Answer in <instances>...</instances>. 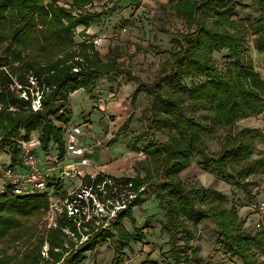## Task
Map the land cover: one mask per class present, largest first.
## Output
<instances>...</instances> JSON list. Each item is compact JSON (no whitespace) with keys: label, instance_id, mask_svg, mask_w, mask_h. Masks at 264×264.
<instances>
[{"label":"trees","instance_id":"1","mask_svg":"<svg viewBox=\"0 0 264 264\" xmlns=\"http://www.w3.org/2000/svg\"><path fill=\"white\" fill-rule=\"evenodd\" d=\"M56 1L0 0V47L6 45L8 52L7 56H0V149L8 156L4 164L8 161L15 166L20 162L19 141H29L36 131L41 132L43 150L53 143L63 157L64 134L73 117L72 94L80 90L93 92L94 78L113 73L139 83L134 98L141 91L148 95L146 130L132 138L135 142L145 140L141 151L147 156V163L143 167L144 176L101 174L94 182L92 194L97 193L103 203L106 199L97 188L103 183L114 201L119 202L115 198L118 194L128 195L122 199L124 208L116 212L110 228L102 225L94 232L93 222L86 223L83 229L88 228V240L77 247L69 241L72 249L65 258L68 232L78 236V220H85L86 216L70 217L64 212L57 229L50 234L53 261H44L41 250L34 249L19 264H83L86 254L106 241L113 248L112 264H122L131 244L146 240L144 231L137 227L133 209L147 201L151 187L165 209L162 227L169 234L168 264H189L194 252L191 241L203 222L215 225L219 251L230 260L264 264L254 251L256 248L264 254V226L259 234H251L245 229L237 206L223 204L225 195L214 188L181 180L194 155L213 165V172L221 180L244 192L249 177L256 172L264 173V158L252 160L256 140L264 143V132L259 129L243 128L227 133L220 140L218 154L208 153L205 145V138L219 139L218 126L233 127L243 118L264 113V80L246 55L250 30L256 50L264 54V0H252L262 12L252 29L249 20L234 19L237 4L232 0H177L176 13L185 23L186 31L172 39L177 52L164 62L151 85L143 84L130 68H125L118 51L110 50L109 60L103 62L93 43L83 42L74 49L75 30L79 26L89 29L100 14L74 16L55 7ZM118 1L131 4L139 0ZM38 36L42 39L35 48L33 42ZM224 51L226 60L220 66L214 54ZM38 98L40 107L35 111L34 102ZM202 105L210 117L206 121L199 116ZM160 134L166 136V141L158 139ZM86 182L91 184L89 179ZM47 205L48 200L42 197H2L0 242L21 231L23 221L40 217ZM126 220L135 234L125 227ZM10 263L8 258L0 259V264ZM142 264L159 263L147 259Z\"/></svg>","mask_w":264,"mask_h":264},{"label":"rangeland","instance_id":"2","mask_svg":"<svg viewBox=\"0 0 264 264\" xmlns=\"http://www.w3.org/2000/svg\"><path fill=\"white\" fill-rule=\"evenodd\" d=\"M232 1L237 4L234 19L249 20L251 22L249 29H252L256 21L262 17L259 6L252 0ZM46 2H51V0H46ZM176 3L177 0H139L131 4L118 0H92L90 3H86L85 0H58L53 5L71 12L74 16L82 13L100 14L89 29L86 30L79 26L75 30L74 49H77V45H81L83 42L93 43L103 62L109 60L110 50L118 51L123 56L120 62L124 63L125 68H130L132 74L138 77L143 84L151 85L157 78L164 62L177 52L172 39L186 31L185 23L177 16ZM41 22L42 20L39 22V28H42ZM99 36H104L105 39L103 43L97 45L94 40ZM41 39L38 36L34 40L35 48L39 47ZM74 49L72 48V50ZM246 51V55L253 60L255 70L264 80V54L256 50L255 37L251 34V30L248 33ZM226 54V51L214 54L215 60L220 66L225 63ZM7 55L6 45H2L0 56ZM60 57L63 58V55ZM19 72L22 73V70ZM93 81L95 85L93 92L80 90L72 94L70 104L73 117L68 126L80 125L83 132L87 130L95 132L97 139L102 142L99 147L105 152H109V158L115 161L116 167L114 171H108L109 174L116 177H134L137 174L144 176L143 167L147 163V156L141 149L145 140L135 142L132 138L146 130L149 104L147 93L141 91L134 98L133 94L139 83L137 81L130 82L126 75L115 73L109 76L100 75ZM133 98L134 104H132ZM38 102L39 98L34 102L35 107H39ZM199 116L202 121L210 118L206 106L202 105ZM243 128L259 129L264 132V113L243 118L233 127L218 126L216 129L219 139L211 141L205 138L206 151L210 154H218L221 151L220 140L227 133H235ZM40 135L41 132L36 131L32 134L31 139L35 141ZM114 138H117L116 142L113 141ZM158 139L161 142L166 141V136L160 134ZM35 151L42 157L45 155V152H42L39 147H35ZM50 151L55 156L58 155L56 149L52 148ZM260 158H264V143L256 140V149L252 160ZM7 159V153L0 149V164L5 163ZM91 159L93 163L96 162V158ZM78 160V158L71 157L67 162ZM7 163L9 162L7 161ZM106 180L109 181L108 178ZM181 180L185 184L199 183L205 188L218 190L227 197L223 203L225 206L232 204L237 206L240 217L245 221V229L251 234L260 233L261 230L256 225L261 214L254 211L251 206L264 203L263 172H256L249 177L244 185V192L243 189L221 180L213 172V165L205 164L201 156L194 155L192 165L181 174ZM79 183V178L65 179L62 182L63 192L73 191L79 186ZM86 184L92 185V183ZM94 184L92 188H95ZM97 188L106 200L103 203L100 201L99 195L93 193L94 200L91 203V210L89 215H86L89 216V221L81 225L77 232L78 236L68 232L67 244L69 245H65L68 250V252H64L65 258L68 257L69 251L72 249L69 241L75 243L74 245L77 247L83 241L88 240L89 236L86 235L88 228L83 229V226H87L86 223L93 222L94 232L102 225L104 228H110L111 220L116 217V212L124 208L122 199L128 196L126 193L116 195L115 198L119 199L117 202L107 193L105 183ZM249 197H254V200ZM58 199V196L54 197V200ZM48 206L49 204L41 211L40 217L23 221L20 227L21 231L0 242V259L8 258L11 261L10 264H19L28 251L40 249L41 258L44 261H53L49 251V239L51 232L57 227L53 228L55 217L51 227H48V223L45 221L44 216ZM164 215V205L158 200L156 192L151 187L147 201L133 209V217L138 223L137 227L144 231L146 240L143 243L133 242L126 250V258L122 264H142L147 259L155 260L159 264L171 262L169 234L162 227L165 224ZM58 216H56L57 220ZM124 225L132 234H135V229L128 220L124 222ZM217 236L215 225L212 222H203L199 226V232L191 241L194 252L189 264H242L236 259L230 260L219 251L216 242ZM254 251L264 260V254L259 249L254 248ZM113 258V248L110 242L106 241L94 252L87 253L83 264H112Z\"/></svg>","mask_w":264,"mask_h":264},{"label":"built area","instance_id":"3","mask_svg":"<svg viewBox=\"0 0 264 264\" xmlns=\"http://www.w3.org/2000/svg\"><path fill=\"white\" fill-rule=\"evenodd\" d=\"M105 37L99 36L94 41L97 45L104 42ZM40 107V101L38 102ZM35 107V111L39 109ZM84 132L80 125L66 126L64 141L65 153L61 157L48 155L47 164L35 151V143L32 139L26 141L21 139L19 146L21 149V160L13 166L12 163L0 164V200L4 196L8 197H42L48 200L49 206L45 211V221L51 227L55 217L53 228L58 227V221L62 213L68 216L89 215L91 203L94 200L92 195V185L97 178L103 174L100 167H95L91 163L92 148L83 144ZM95 146H101L100 140H95ZM71 157L78 158V161L67 160ZM67 178H79V186L69 193H64L62 182ZM89 179L92 185H87ZM86 182V183H85ZM110 182V181H108ZM58 196V200L54 197ZM251 208L261 214L257 222V228L264 226V203L253 204ZM44 209V208H43ZM42 209V210H43ZM58 216V220L56 216ZM86 220H78V229ZM109 225L108 223L106 224Z\"/></svg>","mask_w":264,"mask_h":264},{"label":"crops","instance_id":"4","mask_svg":"<svg viewBox=\"0 0 264 264\" xmlns=\"http://www.w3.org/2000/svg\"><path fill=\"white\" fill-rule=\"evenodd\" d=\"M95 140H99V139H97L95 132H92L91 130H87L84 132L83 144L85 147L89 146L88 148H90V147L92 148V157L91 158H96L95 163H93L92 159H91L92 165L95 167H100L103 174H105L107 177L108 176H114L113 174H109L108 171H110V172L114 171V169L116 167L114 165L115 161L112 160L111 158H109V156H108L109 152H105L99 146H95V143H96ZM34 143H35V147H39L42 152H45V155L43 157L41 156V158L43 160L42 164H44V165L47 164L46 161L48 160L49 154H51L52 156H55V154L50 151L52 148L56 149L59 153L57 145H55L53 143H51L49 145L47 150H43L39 137L36 138ZM37 154H38V152H37ZM56 156H58V155H56Z\"/></svg>","mask_w":264,"mask_h":264}]
</instances>
